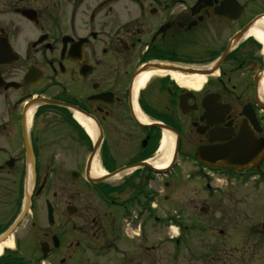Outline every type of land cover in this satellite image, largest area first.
<instances>
[{
	"label": "flooded vegetation",
	"instance_id": "obj_1",
	"mask_svg": "<svg viewBox=\"0 0 264 264\" xmlns=\"http://www.w3.org/2000/svg\"><path fill=\"white\" fill-rule=\"evenodd\" d=\"M261 20L264 0H0V264H264ZM187 70L201 88L152 76L138 123L135 79Z\"/></svg>",
	"mask_w": 264,
	"mask_h": 264
},
{
	"label": "bare ground",
	"instance_id": "obj_2",
	"mask_svg": "<svg viewBox=\"0 0 264 264\" xmlns=\"http://www.w3.org/2000/svg\"><path fill=\"white\" fill-rule=\"evenodd\" d=\"M250 35L256 37L262 44H264V20L259 21L256 23V25L252 28V30L249 32ZM189 71V70H188ZM187 73V71L182 72ZM177 71H149L141 73L134 81L133 87H132V102H133V112L134 115L138 121V123L142 125H148L151 122L146 119L141 113L138 111L136 105L134 104L135 98L137 93L145 86L146 82L154 75H166L170 77L172 80L177 82L180 85L188 86L196 91H198L202 84L205 81V78L202 76V74H199L198 72H194L191 74H182ZM37 108V105H31V107L28 109L27 112V119L30 120L31 116L33 115L35 109ZM74 117L79 121L80 125L84 129L85 133L88 135V137L92 140L95 139V129L93 124L88 121L87 119H84L78 114H74ZM174 144H175V136L170 131L163 129L160 141H159V148H158V157L155 158L151 165L157 170H164L168 168L171 162L172 154L174 151ZM104 171L100 168L98 159L94 158L91 167H90V177L91 178H101L104 175ZM7 245H11L10 242H7ZM1 252V248H0Z\"/></svg>",
	"mask_w": 264,
	"mask_h": 264
},
{
	"label": "rangeland",
	"instance_id": "obj_3",
	"mask_svg": "<svg viewBox=\"0 0 264 264\" xmlns=\"http://www.w3.org/2000/svg\"><path fill=\"white\" fill-rule=\"evenodd\" d=\"M65 134H62V138L65 140L66 138H65V136H64ZM261 189L263 188V185L262 186H259ZM244 203H247V204H257V203H259V204H262V203H260L259 201L258 202H253L252 200L251 201H246V202H244Z\"/></svg>",
	"mask_w": 264,
	"mask_h": 264
},
{
	"label": "water",
	"instance_id": "obj_4",
	"mask_svg": "<svg viewBox=\"0 0 264 264\" xmlns=\"http://www.w3.org/2000/svg\"><path fill=\"white\" fill-rule=\"evenodd\" d=\"M0 63H3V61H0ZM187 72H188V73H194L195 70H189V71L187 70ZM158 127H160V126H158ZM166 130H168V129H166ZM168 131H170V130H168ZM87 166H88V167L90 166V161L88 162Z\"/></svg>",
	"mask_w": 264,
	"mask_h": 264
}]
</instances>
